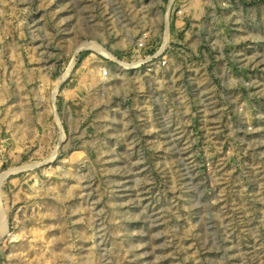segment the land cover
Returning a JSON list of instances; mask_svg holds the SVG:
<instances>
[{
	"label": "rangeland",
	"instance_id": "rangeland-1",
	"mask_svg": "<svg viewBox=\"0 0 264 264\" xmlns=\"http://www.w3.org/2000/svg\"><path fill=\"white\" fill-rule=\"evenodd\" d=\"M0 139V264H264V0H0Z\"/></svg>",
	"mask_w": 264,
	"mask_h": 264
},
{
	"label": "bare ground",
	"instance_id": "bare-ground-1",
	"mask_svg": "<svg viewBox=\"0 0 264 264\" xmlns=\"http://www.w3.org/2000/svg\"><path fill=\"white\" fill-rule=\"evenodd\" d=\"M165 46V45H164ZM79 48H89V49H93L95 50L96 52L98 53H101L109 58H113V60L115 59V57L110 53L108 52L104 47H102L100 44H98L96 41L94 40H86V41H83L81 42L77 49ZM124 63V62H123ZM127 66V65H126ZM124 67V66H123ZM108 72L105 70V71H100V76L103 78V75L104 74H107ZM63 74V77L58 81V84H61V80L64 79L66 77V73L64 71ZM62 76V75H60ZM65 76V77H64ZM56 91V89H55ZM54 95V94H53ZM58 119V118H56ZM60 128V127H59ZM61 137L63 136V133L60 134ZM4 146V145H3ZM42 163V162H41ZM36 164V163H35ZM34 163H28V164H22L20 166H14V167H10L8 169H5L3 171H0V242H1V234L5 233L7 227H8V222H7V213H6V208H5V200H4V196H3V184L6 182V178L10 175H16V174H19L21 172H24L26 169L32 171V169H36V166ZM43 165V164H42ZM38 167V166H37ZM33 173V172H32ZM31 176V175H30ZM34 176V175H33ZM35 180V179H34ZM14 238L15 240L18 238L19 236V233L14 231ZM1 249V248H0Z\"/></svg>",
	"mask_w": 264,
	"mask_h": 264
},
{
	"label": "built area",
	"instance_id": "built-area-1",
	"mask_svg": "<svg viewBox=\"0 0 264 264\" xmlns=\"http://www.w3.org/2000/svg\"><path fill=\"white\" fill-rule=\"evenodd\" d=\"M2 144H3L2 143V140L0 139V170L2 169L3 158L5 156V149L3 148ZM33 170H35V169H32V171ZM32 171L26 169L24 172H21V173H26V175L27 174L31 175V172ZM8 177L6 178V180L8 179ZM2 186H4V184ZM13 220L15 222L17 221L15 217H13ZM13 229H14V227L9 226V224H8V227H7L6 231H5V233L4 234L3 233L1 234V242H0V245L2 243H5V242L11 243L12 241L15 240V238H14L15 235H14V230ZM1 257H2V252L0 251V262L2 261Z\"/></svg>",
	"mask_w": 264,
	"mask_h": 264
},
{
	"label": "crops",
	"instance_id": "crops-1",
	"mask_svg": "<svg viewBox=\"0 0 264 264\" xmlns=\"http://www.w3.org/2000/svg\"><path fill=\"white\" fill-rule=\"evenodd\" d=\"M5 121V120H4ZM9 134V133H8ZM36 134V133H35ZM10 137L13 139V142L15 141H17L16 140V138L17 139H25V137H27V136H31V135H29L28 133H10ZM11 156V155H10ZM5 200V199H4ZM6 213H7V222L9 223V212L8 211H6ZM16 217V216H15Z\"/></svg>",
	"mask_w": 264,
	"mask_h": 264
}]
</instances>
